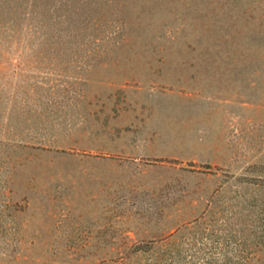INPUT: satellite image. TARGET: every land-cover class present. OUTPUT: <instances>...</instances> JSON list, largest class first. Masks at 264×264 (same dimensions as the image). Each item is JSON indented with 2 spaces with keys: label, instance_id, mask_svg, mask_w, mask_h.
<instances>
[{
  "label": "rangeland",
  "instance_id": "1",
  "mask_svg": "<svg viewBox=\"0 0 264 264\" xmlns=\"http://www.w3.org/2000/svg\"><path fill=\"white\" fill-rule=\"evenodd\" d=\"M103 1L0 0V264H264V0L198 36Z\"/></svg>",
  "mask_w": 264,
  "mask_h": 264
},
{
  "label": "crops",
  "instance_id": "2",
  "mask_svg": "<svg viewBox=\"0 0 264 264\" xmlns=\"http://www.w3.org/2000/svg\"><path fill=\"white\" fill-rule=\"evenodd\" d=\"M207 1L199 3L195 2V0H110L99 3H103L102 5L106 6L105 11L135 13L134 20L126 26L150 31L131 32L126 35L198 36L197 30L216 27L218 22L220 24L231 19L228 14L234 10L225 1ZM107 6L112 8L109 9ZM138 14L146 15L137 16ZM209 14L210 16L207 17ZM217 50L219 49H213L212 51ZM109 154L102 153L94 157L95 168L81 165L80 176H108L112 182L114 178H117L115 176L151 175L149 167L139 162H126L124 163L126 166L121 167L120 160L116 156H110ZM154 169L160 170V167H155Z\"/></svg>",
  "mask_w": 264,
  "mask_h": 264
}]
</instances>
